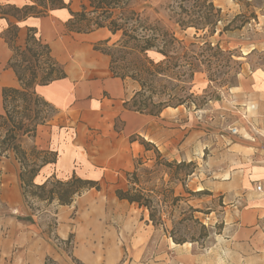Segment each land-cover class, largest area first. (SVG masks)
<instances>
[{"label": "crops", "instance_id": "1", "mask_svg": "<svg viewBox=\"0 0 264 264\" xmlns=\"http://www.w3.org/2000/svg\"><path fill=\"white\" fill-rule=\"evenodd\" d=\"M30 1L0 0V8H21ZM81 3L82 0H78L75 5L71 0L70 10L79 11ZM69 18L67 9L21 21L0 14V94L2 88L19 87L14 73L6 67L12 56L3 38L6 30L10 24L17 26L14 45L23 48L28 29H34L65 73L63 79L35 87L36 94L57 111L50 125L37 128L35 146L54 151L57 157L54 164L41 168L34 182L42 184L53 177L65 181L75 176L97 182L99 192L103 188L112 189L119 201L115 191L124 189V175L133 170L137 159L148 153L139 141L150 143L160 153L163 146L177 137L181 139L178 147L182 148L188 128L180 122L183 118L181 107L167 108L158 118L126 110L124 103L131 98L136 86L114 78L109 71V58L93 50L94 44L107 39L111 43L117 37L106 29L88 34L68 33ZM243 80L238 87L244 94L243 99L237 100L236 105L231 102L228 107L241 115L236 122L238 127H228L226 136L219 135L223 140L218 139L208 147L212 155L206 163L198 164L197 169L206 175L197 191L207 190L222 200L223 228L220 234L211 236L208 248L194 251L193 244H171L174 248L171 260L153 264H264V70L250 72ZM231 128H236L238 135H228ZM171 158L178 162L195 160L187 159L184 154ZM18 174L19 169L14 179ZM258 182L260 192L256 191ZM92 190L98 192L94 189L88 192ZM20 199L19 194L18 202ZM71 205L60 206L56 202L47 205L55 222L52 234L60 240H67L70 234L68 208L75 209ZM19 208L24 210L23 206ZM37 237L39 239H33L29 232H24L20 239L26 249L46 246L40 247L42 258L38 264H43L45 256L55 260L54 247L42 239L40 233ZM63 256L68 257L65 253ZM28 263L27 258L22 261V264Z\"/></svg>", "mask_w": 264, "mask_h": 264}, {"label": "trees", "instance_id": "2", "mask_svg": "<svg viewBox=\"0 0 264 264\" xmlns=\"http://www.w3.org/2000/svg\"><path fill=\"white\" fill-rule=\"evenodd\" d=\"M70 1L31 0L21 8H0V14L21 21L67 9L70 16L66 23L68 33L88 34L106 29L116 36L111 43L107 39L94 44L93 50L109 58V71L114 78L136 86L131 98L124 103L126 110L158 118L167 108L184 106L189 109L195 106L197 109L196 98L191 92L197 74H206L209 84L218 83L221 87L232 84V65H239L230 51H223L219 44H213L208 39L216 33L218 24H224L219 34L227 32L240 16L224 23L222 11L214 5V0H85L77 12L70 10ZM253 19H256L255 15ZM242 24L235 25L234 29L241 28ZM187 30H194L191 41L180 37ZM199 33L203 35L198 37ZM16 36L17 26L10 24L3 37L12 51L6 67L14 73L19 87L1 89L0 156L12 153L19 164L21 195L29 210H33L30 201L69 206L83 192L91 189L99 191L98 183L72 176L65 181L53 177L36 184L34 179L41 168L54 164L57 153L41 150L37 146L29 149L23 146L26 138L35 139L37 128L48 125L57 114L52 105L36 94L34 87L65 78L64 69L50 56L48 45L36 36L34 29H28L23 48L14 45ZM40 58L43 65H38ZM31 59L35 65L30 63ZM33 68H42V75L38 76ZM139 143L146 152L153 151L155 162L150 168L144 167L139 175L138 171L144 163L136 160L133 170L126 173L127 188L117 189L115 196L119 201L145 212L146 223L154 229L160 228L173 244L189 243L174 229L168 231L163 219L164 208L169 203L175 208L182 197L175 196L173 189H154L147 185L150 186L155 179L158 168H173L175 176L185 171L182 179L174 177L185 191V180L195 173L197 164L185 160L169 162L150 143L143 140ZM169 181H172L171 177ZM185 192L190 197L211 195L207 190ZM194 221L202 231L200 238H209V230L197 219ZM222 228L223 224L220 230ZM217 234H220L219 231ZM54 239L66 246L65 254L72 264H83L72 252H68V246L74 243L73 233L68 235L67 240ZM43 264L58 263L45 256Z\"/></svg>", "mask_w": 264, "mask_h": 264}, {"label": "rangeland", "instance_id": "3", "mask_svg": "<svg viewBox=\"0 0 264 264\" xmlns=\"http://www.w3.org/2000/svg\"><path fill=\"white\" fill-rule=\"evenodd\" d=\"M77 1L74 0L75 5ZM84 1L82 0V3ZM213 3L221 9L224 23L240 16L234 22L233 28L227 32L219 34L224 24H218L216 33L208 39L213 44H219L223 51H230L239 67L232 65L230 74L232 84L223 87L218 83L209 84L206 74L195 76L191 92L196 98L195 105L198 108L196 109L195 106L189 109L184 106L180 108L183 111L180 122L188 128L185 143L182 148H179L181 139L173 137V140L167 146H163L160 152L162 158L169 162H178L171 157H181L182 154L187 159L194 158L195 160L190 161L195 162L197 168L198 164L206 163L212 155L208 147L218 139L223 140L219 135L226 136L228 127H238L236 122L241 115L228 107L231 106V102L232 105H236L237 100L243 99L244 94L240 88L238 89L239 84L244 83L243 76L250 72L264 70V0H214ZM253 15L256 17L255 20ZM241 24V28L234 29L235 25ZM194 34V30H187L180 37L185 41H191ZM202 35L203 33L197 34L198 37ZM39 61L38 65H43L41 58ZM30 63L35 65L33 59ZM38 65L36 67H39ZM33 69L38 76L42 75V68ZM249 100L253 102V99ZM1 112L0 97V114ZM50 124L51 122L48 123ZM228 135L232 134L229 132ZM23 146L25 149L35 146L34 139L26 138ZM147 159L150 160L149 163ZM139 160L146 163L138 171L141 175L144 167L150 168L153 165L155 155L153 151H149ZM18 169L19 164L12 153L0 156V264H16L17 261L22 264L25 258L28 259V264H38L42 258L40 247L46 246L35 247L34 251L29 247L26 249L20 239L21 233L24 232H29L33 239H39L37 235L40 233V237L54 247L56 253L52 254L58 264H72L69 257L63 256L67 250L66 246L55 240V235L52 234L55 228L52 210L44 202L37 201L29 202L33 209L29 210V206L23 202L18 178L14 179L13 176ZM158 169L155 179L147 187L170 188L173 189L175 196L182 197L175 208L171 207L170 203L164 208L163 219L166 228L168 231L174 229L177 235L186 239L189 244H193L194 251L208 248L212 241L211 236L218 235V231L220 233L222 230H220L223 212L221 198L212 194L190 197L185 192L186 190L197 191L200 189V183L206 180V175L197 170L185 180L186 190L184 191L180 182L174 177L182 179L185 171H180L178 176H175L173 168ZM122 184L126 189L125 175ZM6 185H8L7 188ZM18 193L20 202H18ZM74 202L75 204L71 206L75 209L68 208V234L72 232L75 238L73 246H68V252H72V255L81 263L153 264L164 263L173 257L174 248L161 229H153L146 223L145 212L125 202L117 201L112 189L104 190L103 188L101 192L85 191L81 196L76 197ZM20 206L24 207L23 211L19 208ZM194 219L209 230L211 234L209 238H200L202 231Z\"/></svg>", "mask_w": 264, "mask_h": 264}, {"label": "built area", "instance_id": "4", "mask_svg": "<svg viewBox=\"0 0 264 264\" xmlns=\"http://www.w3.org/2000/svg\"><path fill=\"white\" fill-rule=\"evenodd\" d=\"M229 132L232 134V135H235V134H237V129L236 128H231V129H229ZM256 191L257 192H260L261 191V184L258 182L257 184H256Z\"/></svg>", "mask_w": 264, "mask_h": 264}, {"label": "bare ground", "instance_id": "5", "mask_svg": "<svg viewBox=\"0 0 264 264\" xmlns=\"http://www.w3.org/2000/svg\"><path fill=\"white\" fill-rule=\"evenodd\" d=\"M171 244L173 245V243L171 242Z\"/></svg>", "mask_w": 264, "mask_h": 264}]
</instances>
